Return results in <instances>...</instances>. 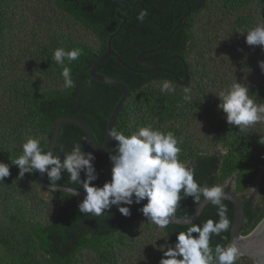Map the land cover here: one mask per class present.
Wrapping results in <instances>:
<instances>
[{"label": "trees", "instance_id": "1", "mask_svg": "<svg viewBox=\"0 0 264 264\" xmlns=\"http://www.w3.org/2000/svg\"><path fill=\"white\" fill-rule=\"evenodd\" d=\"M144 9L148 15L141 22L137 17ZM258 24H264V0H0V161L10 165V175L0 181V264H160L161 246L174 247L179 232L192 225L170 222L160 228L149 222L140 211L147 199L130 205L129 216L116 205L101 216L82 213L84 197L47 190L38 170L20 177L11 162L22 155L29 137L50 150L62 117L82 120L105 144L124 90L94 79L91 68L116 33L111 44L120 58L110 56L96 70L130 90L114 128L125 135L145 126L173 132L182 141L179 158L194 167L201 186H222L236 173V192L244 196L264 167V120L242 130L229 125L218 95L239 81L254 100L264 102V46L246 43L247 32ZM60 47L82 52L68 65L73 89L64 87L63 69L53 59ZM165 80L174 93L161 92ZM185 87L191 89L188 100ZM77 143L94 153L93 183L110 181V153L116 154L118 141L112 139L110 152L101 154L83 128L68 122L55 155L63 159ZM45 178L51 183L47 173ZM57 183L84 190L70 183L67 173ZM260 193L261 201L244 203L243 235L252 231L248 226L262 208L264 184ZM223 203L230 228L211 236L213 250L232 243L235 207ZM196 204L192 196L183 198L175 215L191 216ZM217 213L209 203L194 223L218 221ZM235 264L254 260L238 257Z\"/></svg>", "mask_w": 264, "mask_h": 264}, {"label": "clouds", "instance_id": "2", "mask_svg": "<svg viewBox=\"0 0 264 264\" xmlns=\"http://www.w3.org/2000/svg\"><path fill=\"white\" fill-rule=\"evenodd\" d=\"M147 15L146 9L141 10L137 19L143 22ZM246 43L264 46V24H258L247 32ZM81 55L80 49L66 50L63 47L53 53L54 61L63 69L61 75L66 89L76 86L68 65ZM260 67L264 70V61H260ZM175 91L171 82H162L161 92ZM190 92L189 87L184 88L186 100L191 98ZM218 96V107L225 113L229 125L239 126L242 130L264 120V102L258 103L251 97L247 84L234 82ZM108 136L118 141V150L116 154L110 153L114 165L112 178L103 186L93 183L98 178L93 163L94 153L85 152L79 143L61 159L51 150H45L40 139L29 137L22 145V155L11 162L19 166L20 177L37 170L42 174L47 173L53 192L57 190V182L62 174L67 173L70 183L82 185L86 192L79 204V211L93 216L105 214L113 205L118 206L121 214L129 216L130 205L147 199L140 211L149 222L165 228L172 221L183 198L192 196L199 204L203 197L217 206L219 220L208 219L202 225L192 223L186 231L179 232L174 247L161 246L163 257L160 264H235L239 257L235 242L218 244L214 250L210 247L212 235H220L230 228L228 207L223 203L227 198L225 190L221 186H201L194 179V167H189L179 158V144L182 141L171 131L155 130L151 126L140 127L130 135L111 128ZM82 171L85 172V180L81 179ZM9 175L10 165L0 161V181ZM66 191L70 196L78 195L75 188H67ZM193 233L198 235L194 236Z\"/></svg>", "mask_w": 264, "mask_h": 264}, {"label": "water", "instance_id": "3", "mask_svg": "<svg viewBox=\"0 0 264 264\" xmlns=\"http://www.w3.org/2000/svg\"><path fill=\"white\" fill-rule=\"evenodd\" d=\"M123 25L124 23L121 24L119 29H121ZM116 35L117 33L110 37L107 52L91 68V75L93 76L94 79L102 82L116 84L124 90L123 97L116 105L109 119L105 144L102 146L97 142L90 127L82 120L73 117H62L59 118L56 122V129L50 146V150L53 152V154H55L57 149V144L61 134L62 125L68 122L76 124L81 128H83L86 131L93 147L99 153L108 154L110 152L112 147V138L108 136V132L111 128H114V124L117 119V116L121 111L127 98L129 97L130 90L129 87L121 80L104 75H99L97 74L96 70L108 57L114 55L120 58L117 52L112 48V44H111L113 37H115ZM188 78L189 76L187 75V79ZM45 176L46 173L42 174L39 172L38 181L42 187H44L47 190H51V183L46 181ZM67 188H72V187L58 185L56 191L67 192L66 191ZM223 188L226 193V197H227L226 200L231 201L235 207V218L231 229V241L235 242V244L239 248V258L250 257L254 260V264H264V217L261 218L262 214L264 213V208L258 213L257 217L252 221L250 226H248L249 228H253L252 231H250L246 235H243L242 228L245 226V208H244L245 199L242 195L236 192V173L234 174L233 177L229 178V180L225 183ZM75 191L78 193V196L85 197L86 195L85 190H79L75 188ZM209 203L210 202L208 200H204L203 198L199 204H196L195 211L191 216L180 217L175 215L174 217H172L171 223L182 224V225L194 223L196 220H198L203 210Z\"/></svg>", "mask_w": 264, "mask_h": 264}, {"label": "flooded vegetation", "instance_id": "4", "mask_svg": "<svg viewBox=\"0 0 264 264\" xmlns=\"http://www.w3.org/2000/svg\"><path fill=\"white\" fill-rule=\"evenodd\" d=\"M141 58V57H140ZM155 69L157 71H159L161 69L160 65L158 63H156V67ZM151 70V68H148L146 71H149ZM264 184V172H262V168L259 172V175L257 176V179L256 181L254 182L252 188L250 190H248L245 195L243 196L245 201H248L250 199H252V202L253 203H256V202H259L261 201V198H262V193H260V190L262 188ZM225 185V184H224ZM224 185H222L221 187H224ZM245 203V202H244ZM262 203V208L261 210L264 208V201L261 202ZM260 210V211H261ZM259 211V212H260Z\"/></svg>", "mask_w": 264, "mask_h": 264}, {"label": "rangeland", "instance_id": "5", "mask_svg": "<svg viewBox=\"0 0 264 264\" xmlns=\"http://www.w3.org/2000/svg\"><path fill=\"white\" fill-rule=\"evenodd\" d=\"M89 40L91 41V43L93 44V45H96V40H95V38L94 37H89ZM262 172H264V167H262Z\"/></svg>", "mask_w": 264, "mask_h": 264}]
</instances>
